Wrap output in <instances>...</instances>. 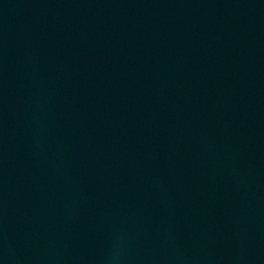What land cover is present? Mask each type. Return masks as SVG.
Listing matches in <instances>:
<instances>
[{
  "label": "water",
  "instance_id": "obj_1",
  "mask_svg": "<svg viewBox=\"0 0 264 264\" xmlns=\"http://www.w3.org/2000/svg\"><path fill=\"white\" fill-rule=\"evenodd\" d=\"M0 264H264V0H0Z\"/></svg>",
  "mask_w": 264,
  "mask_h": 264
}]
</instances>
